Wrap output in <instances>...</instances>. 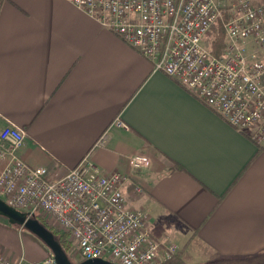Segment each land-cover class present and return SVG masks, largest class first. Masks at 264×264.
Returning a JSON list of instances; mask_svg holds the SVG:
<instances>
[{"label":"crops","instance_id":"obj_1","mask_svg":"<svg viewBox=\"0 0 264 264\" xmlns=\"http://www.w3.org/2000/svg\"><path fill=\"white\" fill-rule=\"evenodd\" d=\"M6 125L23 132L18 155L48 179L84 157L127 174L125 199L183 264H264V148L70 1H0ZM134 154L149 165L130 167ZM0 253L21 264L48 256L5 224Z\"/></svg>","mask_w":264,"mask_h":264},{"label":"built area","instance_id":"obj_2","mask_svg":"<svg viewBox=\"0 0 264 264\" xmlns=\"http://www.w3.org/2000/svg\"><path fill=\"white\" fill-rule=\"evenodd\" d=\"M68 1L264 148V8L256 0ZM219 22L225 41L215 55L210 40ZM23 137L13 125L0 127V198L66 233L71 258L160 264L176 252L174 243L152 237L147 211L125 199L127 174L102 173L84 157L64 176L48 179L45 167L18 155ZM128 163L147 167L150 159L134 154ZM0 264L21 261L0 253ZM44 264H55L50 250Z\"/></svg>","mask_w":264,"mask_h":264},{"label":"water","instance_id":"obj_3","mask_svg":"<svg viewBox=\"0 0 264 264\" xmlns=\"http://www.w3.org/2000/svg\"><path fill=\"white\" fill-rule=\"evenodd\" d=\"M0 215L5 216L10 223L26 229L37 237L52 253L55 264H115L102 258H90L73 262L66 254L53 232L45 227L35 216H28L27 212L15 209L0 198Z\"/></svg>","mask_w":264,"mask_h":264},{"label":"trees","instance_id":"obj_4","mask_svg":"<svg viewBox=\"0 0 264 264\" xmlns=\"http://www.w3.org/2000/svg\"><path fill=\"white\" fill-rule=\"evenodd\" d=\"M259 4L262 5V7L264 8V0H260ZM224 41H225L224 32H223L222 26L219 22V23H217L216 29L212 35L211 40H210V48H211V51L213 54L218 55L220 53V51L222 50V48L224 46ZM35 217L38 218V220L45 227H47L49 230H51L53 232L55 238L61 244V246L64 249V251L66 252V254L69 256L70 255L69 250L71 249L72 245L68 239V235L66 233L60 232L56 229H53L52 227L47 225L41 217H39L37 215ZM21 231H22V229H21ZM25 234H27L31 239L35 240L36 242L40 243L41 245H43L45 247V245L37 237H35L33 234H31L29 232H26ZM180 260L181 259L177 258L176 255L175 256L172 255L169 259L162 262V264H183V262H181ZM77 261H73V262H77Z\"/></svg>","mask_w":264,"mask_h":264},{"label":"rangeland","instance_id":"obj_5","mask_svg":"<svg viewBox=\"0 0 264 264\" xmlns=\"http://www.w3.org/2000/svg\"><path fill=\"white\" fill-rule=\"evenodd\" d=\"M257 1V3H259V1L260 0H256ZM215 29H216V26H215ZM215 31V30H214ZM21 211H23V210H21ZM24 212V211H23ZM1 224H5L6 225V227H8V228H13V229H22V235H23V237L25 238V239H27V237L29 238V239H31L27 234H25L26 232H28L26 229H24V228H20L19 226H17V225H14V224H12V223H10L9 222V220L5 217V216H2V215H0V225ZM50 227H52V226H50ZM53 228V227H52ZM54 229V228H53ZM57 230V229H56ZM30 233V232H29ZM31 240H33V239H31ZM35 241V240H34ZM46 247V246H45ZM47 248V247H46ZM49 252V250L47 249V253ZM69 253L70 254H73V251H72V249H70L69 250ZM69 257H70V259L72 260V261H77L78 260V258L77 257H73V258H71V256L69 255Z\"/></svg>","mask_w":264,"mask_h":264}]
</instances>
